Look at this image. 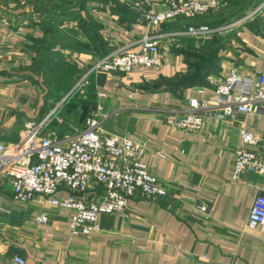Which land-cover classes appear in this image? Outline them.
<instances>
[{
	"label": "crops",
	"instance_id": "crops-1",
	"mask_svg": "<svg viewBox=\"0 0 264 264\" xmlns=\"http://www.w3.org/2000/svg\"><path fill=\"white\" fill-rule=\"evenodd\" d=\"M54 1L0 0V142L7 145L18 142L28 120L44 116L100 58L144 33L172 29L141 22L131 7L139 2L146 10L163 9L158 0H87L83 8L51 12ZM261 1L222 0L196 21H233ZM117 5L130 7L137 19L123 20ZM216 37L223 46L215 66H191L189 52H212L219 45L186 37L180 44L163 43L169 66L92 75L52 125L61 136L85 128L96 115L106 135L133 134L144 147L142 160L168 194L153 198L139 191L124 213L101 217V231L74 236L68 210L40 198L20 204L11 179L0 177V264H21L16 257L24 264H264V231L248 224L255 198L264 195V175L247 171L233 179L241 132L262 133L264 110L227 115L211 109L196 132L168 122L190 98L210 99L228 65L245 75L264 74V14ZM195 74L203 80L175 83ZM41 211L49 215L45 224L36 222Z\"/></svg>",
	"mask_w": 264,
	"mask_h": 264
},
{
	"label": "built area",
	"instance_id": "built-area-1",
	"mask_svg": "<svg viewBox=\"0 0 264 264\" xmlns=\"http://www.w3.org/2000/svg\"><path fill=\"white\" fill-rule=\"evenodd\" d=\"M163 9L146 10L141 3L131 4L141 22L161 26L179 17L196 19L216 10L222 0H158ZM264 14V0L236 20L221 24L191 23L175 29L147 32L128 45L118 47L95 62L75 85L39 120L26 123L21 139L11 145L0 142V177L10 178L14 201L28 204L37 199L49 206L70 212L74 236H91L101 231V217L124 213L140 191L153 198L164 197L168 189L142 160L143 145L130 133L106 135L96 115L87 119L85 128L63 136L52 130L60 110L77 93H82L92 75L101 72L127 73L136 66H169L163 43L174 44L183 38L212 39L238 32L244 25ZM215 84L210 99L190 98L168 122L186 132L200 131L205 112L220 109L230 115L264 110V74L245 75L228 65ZM236 149L233 179L245 172L264 175V131L241 132ZM198 208L207 211L206 204ZM37 224L49 221L46 211L36 217ZM248 224L264 231V195H258L251 208ZM21 264L25 260L16 257Z\"/></svg>",
	"mask_w": 264,
	"mask_h": 264
},
{
	"label": "trees",
	"instance_id": "trees-1",
	"mask_svg": "<svg viewBox=\"0 0 264 264\" xmlns=\"http://www.w3.org/2000/svg\"><path fill=\"white\" fill-rule=\"evenodd\" d=\"M86 2H87V0H75V3L73 5L72 4L68 5V3H62L60 0H55L53 5H52V7L49 10L51 12H53L52 9L54 10V9H58V8L61 9L62 8V9L65 10V9H68V8H72L73 6H75L77 8H83L85 6ZM255 6H252L247 11H249L250 9H252ZM145 8H147V7L145 6ZM115 9L118 10L119 12H121V14L123 16V20L133 22V21H135L137 19L136 15L133 13L131 8L127 7L126 5H120V6L116 7ZM244 14L245 13H243L242 15H244ZM189 20H191V19L185 18V17H179V18H177L175 20H172V21H169V22L163 24V25H165V28H162V29H167V28L175 29V28H179V27L185 26V24H188V25L191 24V23L199 24L198 22H200V23H210V24H221V23H224L223 21L201 22L202 20H199V21H196V19H192L191 21H189ZM171 22H173V23L175 22V25H170ZM225 22H228V21H225ZM81 24H83V26H85V27H88V29H90V28L94 29V27L91 26V24L88 21H86V20H81ZM216 38L217 37L215 36V37H213L211 39V43L212 44L219 45V47L216 50L213 49L212 52L207 51L206 53H196V52H192V51L189 52V55L194 57V60H195V62L193 64H191V66H215L216 61L218 60L216 52L218 51L219 48H221V46H223V44H221L220 41H219V39H222V38H217V39ZM187 39H190V38H185L184 40H187ZM177 51H180V50H177ZM200 71H201V69H197V73L198 74L200 73ZM198 74L192 75L193 77H195V79L191 75L190 76H184L182 79H178L175 83L178 86H184L187 83L188 84H190V83L192 84L193 82L202 81L203 78L199 79L198 77H196V75H198ZM70 89H68V91ZM67 92L65 94H67ZM65 94L63 96H65ZM80 94L81 93H77V95H75L74 98H72V100L68 104H70V103L74 104L76 102V99L78 98V96ZM58 101H54L53 105L56 104ZM68 104L64 105L63 108L68 106ZM40 116H41V114H40ZM40 118H42V117H40ZM56 121H57V119L54 120L53 125L56 123ZM61 136H63V135H61Z\"/></svg>",
	"mask_w": 264,
	"mask_h": 264
},
{
	"label": "rangeland",
	"instance_id": "rangeland-1",
	"mask_svg": "<svg viewBox=\"0 0 264 264\" xmlns=\"http://www.w3.org/2000/svg\"><path fill=\"white\" fill-rule=\"evenodd\" d=\"M160 28H163V27H162V25L160 26ZM136 40H137V39H136ZM181 42H182V40H181L180 42H176V43H179V44H180ZM165 43H167V42H165ZM176 43H175V44H176ZM123 45H124V44H123ZM123 45H121V47H122ZM165 45H167V46H168V43H167V44H165ZM119 47H120V46H119ZM117 48H118V47H117ZM117 48H115V49H117ZM115 49H113V50H115ZM50 107H51V108H53V107H54V106H53V104H52V105H50ZM27 119H29V118H27ZM28 121H30V119H29Z\"/></svg>",
	"mask_w": 264,
	"mask_h": 264
}]
</instances>
